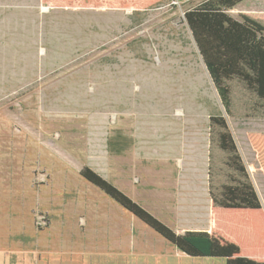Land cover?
Returning <instances> with one entry per match:
<instances>
[{"label": "rangeland", "instance_id": "374dc122", "mask_svg": "<svg viewBox=\"0 0 264 264\" xmlns=\"http://www.w3.org/2000/svg\"><path fill=\"white\" fill-rule=\"evenodd\" d=\"M203 1L132 13L0 0V264H226L183 256L80 176L90 168L178 235L208 230L202 168L223 116L264 205L250 142L264 119L227 115L185 19ZM228 14L263 19L264 0ZM175 157L191 163L178 181Z\"/></svg>", "mask_w": 264, "mask_h": 264}, {"label": "trees", "instance_id": "16d2710c", "mask_svg": "<svg viewBox=\"0 0 264 264\" xmlns=\"http://www.w3.org/2000/svg\"><path fill=\"white\" fill-rule=\"evenodd\" d=\"M172 0H42L57 10L139 13ZM247 0H205L185 13L230 117L264 119V18L228 11ZM208 193L211 227L174 233L88 167L80 176L190 258L226 264H264V209L232 132L223 116L209 119ZM264 171V134L250 136Z\"/></svg>", "mask_w": 264, "mask_h": 264}, {"label": "crops", "instance_id": "0c3cea01", "mask_svg": "<svg viewBox=\"0 0 264 264\" xmlns=\"http://www.w3.org/2000/svg\"><path fill=\"white\" fill-rule=\"evenodd\" d=\"M194 1H197V0H172V2L174 3V4H178V5H187V3H190V2H194ZM240 5V4H239ZM235 9V8H234ZM233 135V134H232ZM234 137V136H233ZM235 140V139H234ZM236 142V141H235ZM237 144V143H236ZM237 147H238V145H237ZM238 149H239V147H238ZM239 152H240V150H239ZM240 154H241V152H240ZM182 156V155H181ZM241 156H242V154H241ZM257 157V156H256ZM255 157V158H256ZM175 158H177V157H175ZM186 159H187V157H185ZM174 159V158H173ZM172 159V160H173ZM201 159H202V157H201ZM242 159H243V157H242ZM251 163L250 164H247V163H245L244 162V164H245V166H246V168H247V170H248V172H249V175H250V178H251V180H252V177H251V174H250V171L249 170H251L252 171V169H255L254 171L256 172L257 170H256V168H255V165H254V162L252 161V157H251ZM243 161H244V159H243ZM174 162H175V160H174ZM176 163L178 164V166L176 167L177 168V170H178V175H174L173 173H172V168L170 169V173H171V175H172V178L174 177V180L175 181H178L179 180V178H181L182 176H185L184 174H185V172H187L188 171V169L190 168V165H191V163H187V160H185V163H184V161L181 159V158H177V160H176ZM184 164H189V167H185L184 166ZM202 167H203V163H202ZM258 168H259V166H258ZM203 169V175H204V179H205V172H208L207 171V168L205 167H203L202 168ZM184 170H186V171H184ZM259 170H260V168H259ZM261 171V170H260ZM208 174V173H207ZM207 178H208V176H207ZM252 182H253V180H252ZM254 184V183H253ZM254 187H255V184H254ZM255 189H256V187H255ZM256 191H257V189H256ZM175 201V203H176V205L178 206L180 203H179V201L177 200V199H175L174 200ZM261 201V200H260ZM262 203V202H261ZM262 206H263V209H264V205L262 204ZM184 234V233H183ZM182 235V234H181ZM178 251V250H177ZM183 256H184V254H183ZM186 256V255H185Z\"/></svg>", "mask_w": 264, "mask_h": 264}, {"label": "water", "instance_id": "95a60500", "mask_svg": "<svg viewBox=\"0 0 264 264\" xmlns=\"http://www.w3.org/2000/svg\"><path fill=\"white\" fill-rule=\"evenodd\" d=\"M190 32H191V30H190ZM191 34H192V32H191ZM192 37H193L194 43H195V45H196V47H197V50H198V52H199V55H200V57H201V59H202V63H203V65H204V67L206 68V71L208 72V69H207L206 64H205V62H204V60H203V57H202V55H201V53H200V50H199V48H198V46H197V43H196V41H195V39H194L193 34H192ZM208 74H209V72H208ZM209 76H210V75H209ZM210 78H211V77H210Z\"/></svg>", "mask_w": 264, "mask_h": 264}]
</instances>
